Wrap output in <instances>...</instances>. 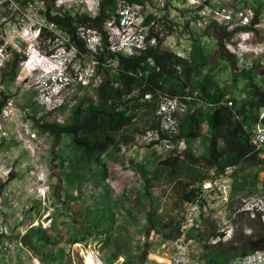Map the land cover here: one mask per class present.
<instances>
[{
	"label": "rangeland",
	"instance_id": "1",
	"mask_svg": "<svg viewBox=\"0 0 264 264\" xmlns=\"http://www.w3.org/2000/svg\"><path fill=\"white\" fill-rule=\"evenodd\" d=\"M57 1H32L30 17L43 21L47 8L55 14ZM117 1L114 0L115 8L109 9L113 12L112 18L115 17ZM203 2L229 10L250 8L255 18L258 15V23L254 29L238 26L228 28L225 24H217L218 27L225 28V33L221 34L229 37L227 41H223L218 33L213 31L205 33L212 23L204 29L196 26L193 29L202 46L211 49V65L216 64V80L219 85L228 90V96L239 100L243 96L241 90L246 79H238V82L234 83L235 71L243 68L247 72L245 78L252 76L257 82L264 79V0ZM61 3L62 10L65 11L69 7L72 15L84 13L93 16L104 0H61ZM18 8L20 9L19 6ZM151 11L155 20H164L175 28L163 42V46L169 49V45L173 47L177 42L181 31L185 29V23L190 22L189 17L198 9L182 11L174 6L164 11ZM195 16L194 19L199 18L198 15ZM19 21L22 23L24 17L17 10L0 15V47L3 48L5 62L13 52L24 58L19 64L15 79L7 88L11 94L7 108L9 121L5 126L0 121L2 130L7 133L6 149L0 148V174L5 180L0 186V192H3L5 198L0 208V220L1 227L8 233L0 238V242L2 247L11 246L7 258L0 259V264H35V259L39 264H43L34 253L29 256L19 247L18 241H15V237L28 232L30 226L46 233V242L37 245L45 246L46 253H57L59 257L54 264H83L80 256L86 258L90 257L89 254H94L97 259H102L113 253L122 256L113 264H118L122 259H125L127 264H140L149 251L150 236L155 235L148 227L146 214L154 210L157 217L172 220L179 227L185 207L192 201L186 200L183 193L192 190V187L208 174L203 168L197 171L188 170L181 158L175 173H171L169 168L159 164L172 154L171 152L161 151L159 154L150 147L132 150L131 146L121 145L119 151L101 156L107 171L106 186L111 203L110 210L105 214L108 216L112 212V221L107 220L100 226L103 235H97L96 229L88 230L87 226H92L95 222L96 208L99 207L96 205L97 198H93L96 195L95 189L86 183L78 185L80 176L69 169L68 161L60 162L61 156H70L69 139L63 135L42 133L40 128L34 125L33 118H45L50 123L62 124L78 100L95 99L94 87L101 75L94 73L91 59L75 56L71 46L62 43L60 39L56 40L61 34L58 29L51 28L48 33H41L40 39L34 45V42L31 44L29 40L33 37L32 34H21L17 30ZM81 35L91 47V37L88 40L86 33ZM236 36H244L249 48V51L243 53L241 62L239 57H235L228 50L231 40ZM3 39L9 43L5 45ZM24 42L27 44H23ZM220 53L224 59L217 58ZM228 55L233 56L234 61L227 60ZM30 64L33 65L32 69H28ZM58 69L63 70L62 82L53 84L47 78L57 75ZM80 85L86 88L82 89ZM31 107H34V110ZM198 108L203 110L202 112L206 111L200 106ZM23 110L30 119L25 120L29 133L18 138L16 133L20 129L18 124ZM153 120L151 115L139 111L129 130H147ZM204 130L206 131V128ZM138 134L140 133L135 135L134 141ZM17 138L21 140L17 141ZM155 167L160 169L155 178L152 174L148 175L149 186L145 190L143 171L152 172ZM10 172H13L11 176ZM253 172L254 170L247 169L245 172L239 171L237 176L241 180L242 176L252 175ZM63 174H67L68 178ZM258 180L260 183L255 189H250V193H247V190L238 192L235 197L245 198L262 192L264 172L259 173ZM92 262L95 263L94 260Z\"/></svg>",
	"mask_w": 264,
	"mask_h": 264
},
{
	"label": "trees",
	"instance_id": "2",
	"mask_svg": "<svg viewBox=\"0 0 264 264\" xmlns=\"http://www.w3.org/2000/svg\"><path fill=\"white\" fill-rule=\"evenodd\" d=\"M125 2L128 5L141 3L139 0ZM114 8V0H104L93 16L84 13L72 15L70 11L52 14L50 8L44 12L46 22L61 33L56 40L60 39L62 43L71 46L75 56L91 59L94 73L101 75L94 87L95 99L78 100L62 124L50 123L45 118H33L34 125L42 133L63 135L69 139L70 156H61L60 162L68 161L69 169L80 176L78 185L86 183L95 189L96 195L93 198H97L96 205L99 207L96 208L95 222L92 226H87L88 230L96 229L97 235H103L100 226L107 220L112 221L113 217L112 212L108 216L105 214L110 210L111 203L106 186L107 171L101 156L119 151L121 145L131 146L135 135L145 131L129 130L139 111L154 118L149 129L159 130L160 119L156 116V110L163 97L177 99L187 110L185 114L178 116V133L170 139L174 144L172 154L159 164L169 168L171 173H175L180 158L190 171L203 168L207 174L212 169L220 173L231 167L235 169L232 196L246 190L250 193V189H255L260 183L258 177L259 173L264 172V160L251 147L245 127L258 122L259 110L264 108V79L257 82L252 76L245 78L247 72L244 69L235 71L234 83L238 79H246V82L241 90L243 96L239 100L229 96L232 106L228 107L225 98L229 92L216 80V64L211 65V49L202 46L199 37L192 34L188 56H176L163 46L165 38L175 28L164 20H155L153 15L147 16L145 24L156 21L148 30V39L154 38L155 44L130 57L117 55L109 49L105 28L107 22L113 20V12L109 9ZM257 17L258 15L244 29H254L258 23ZM184 27L188 28L189 22ZM210 31L218 33L223 41L229 39L223 36L225 28L218 27L217 24L212 23L205 33ZM42 33H48V29H43ZM81 33H86L88 40L95 36L98 43L89 47ZM217 58L224 59L221 53ZM23 59L13 52L2 68V78L14 80ZM227 60L234 61V57L228 55ZM91 81L90 85L93 84V79ZM80 88L84 89L86 86L80 85ZM146 96L149 98L146 99ZM2 106L3 103L0 104V109ZM198 106L206 111L202 112ZM31 109L34 110V107ZM166 137L160 132V139ZM179 142L185 144L181 151L178 150ZM159 169L155 167L152 172L143 171L145 190L149 186L148 175L152 174L155 178ZM247 169L254 170L253 174L244 175L240 180L237 174ZM63 176L68 178L67 174ZM195 193L196 189L192 187L188 193H183V197L193 200ZM146 221L150 231L159 237L174 239L179 235L178 224L172 220H162L155 215L154 210L146 214ZM27 233L31 237L37 236L38 241L46 242L47 236L43 230L31 228ZM44 235L45 240L42 238ZM190 235L202 245L203 258L209 264H219L222 258L223 261L226 258V262L256 250H264L262 225L251 236L242 234L226 244L209 245L208 234L191 231ZM35 251L43 264H54L59 257L57 253H46L45 246L36 245ZM119 257H122L119 253H113L102 258V261L104 264H113ZM122 264H127L125 259Z\"/></svg>",
	"mask_w": 264,
	"mask_h": 264
},
{
	"label": "built area",
	"instance_id": "3",
	"mask_svg": "<svg viewBox=\"0 0 264 264\" xmlns=\"http://www.w3.org/2000/svg\"><path fill=\"white\" fill-rule=\"evenodd\" d=\"M139 1L141 3L128 5L125 0H118L115 17L106 24L109 49L117 55L130 57L155 44L154 38L148 39V30L156 21L145 24L147 16L154 15L151 11L153 9L164 11L174 6L182 11L198 9L196 13L194 11L189 17V27L181 31L173 47L169 45V49L181 58L188 56L191 35L194 34L193 29L195 26L204 29L210 23H214L218 25L225 24L228 28L233 26L245 28L255 19V15L250 8L229 10L217 5L206 4L203 0ZM61 5V0H58L55 5V14L63 12ZM31 7L32 2L22 5L16 0H0V15L11 13V11H19L24 17V21L22 23L17 22V30L21 34H32L33 37L26 39L31 40L30 43L34 42V45H36L42 30L45 28L52 30L51 28L54 27L49 25L44 17L43 21L32 19L29 12L32 9ZM65 11H70L69 7ZM195 15H198L199 18L194 19L196 18ZM97 40L95 37V41ZM4 42L5 45L9 43L3 39ZM23 44L27 43L24 42ZM228 50L235 57H239V62H241L240 59H242L243 53L249 51L244 36L233 38ZM3 53V48L0 47V67L5 64ZM245 65L244 68L247 67V64ZM262 92L264 94V86ZM145 98L148 99L149 96ZM225 99L226 105L231 107L232 100H230V97L226 96ZM186 110V106L177 99L161 98L156 110V116L160 119V129H147L138 134L131 145V149L150 147L157 150L159 154L162 153L161 151L172 152L174 144L170 139L178 133V116L185 114ZM3 114L8 118V109ZM262 120H264V108L259 110L258 122L246 126L245 129L249 134V143L254 152L258 153L259 157L264 160V123H262ZM160 132L167 137L160 139ZM28 133L25 124L22 135H19L18 130L16 134L18 138H21L24 134L28 135ZM184 148V142H179L178 150L181 151ZM234 176L235 169L227 167L220 173L212 169L208 172L207 177L199 180L194 185L196 189L195 198L185 207L179 226V235L174 239H164L152 234L149 238V254L148 252L145 254V258L140 264H209L203 258L202 245L195 237L190 235L191 231L208 234L207 243L217 245L231 242L237 231H241L246 236H251L260 225L264 226V190L259 194L245 198L233 197ZM37 179L39 180V178ZM4 235H8V233L1 227L0 220V237L2 238ZM1 244L0 242V259L5 260L10 253L11 246L2 247ZM28 254L31 256V253ZM89 256L92 260H96V264H99L98 261H102V259H97L94 254H89ZM80 257L83 263L84 256ZM122 263L123 259L118 264ZM35 264H39L37 259H35ZM223 264H264V250H256L231 258Z\"/></svg>",
	"mask_w": 264,
	"mask_h": 264
},
{
	"label": "flooded vegetation",
	"instance_id": "4",
	"mask_svg": "<svg viewBox=\"0 0 264 264\" xmlns=\"http://www.w3.org/2000/svg\"><path fill=\"white\" fill-rule=\"evenodd\" d=\"M17 2H19V3H21L22 5H24V4H27V3H30V2H32V1H34V0H16ZM40 1V0H39ZM35 3V2H34ZM2 72H3V70H2V68L0 69V104L1 103H3V106L1 107V109H0V121L4 124V126L7 124L6 122H8L9 121V119H7V117H5L4 116V114H3V112L8 108V106H9V100H10V98H11V94L7 91V88H8V85L10 84V83H12L13 82V80L12 81H9V80H5L4 78H2ZM22 113L20 114L21 116V119H20V121H19V135H22V132H23V130H24V126H25V120L26 121H28V120H30L24 113H25V110H23V111H21ZM6 115H7V113H6ZM23 115V116H22ZM2 127H3V125L2 126H0V133L2 134L1 136H0V148H2V149H6V142H5V139H6V137H7V133L5 132V131H3L2 130ZM21 137V136H20ZM18 139V138H17ZM21 139H18L17 141H20ZM0 171H1V163H0ZM13 174V172H10V176ZM3 182H5V180H3V178H2V176H1V174H0V186H1V184L3 183ZM1 189V188H0ZM3 194V192L1 193L0 192V197H1V202H0V208H1V206H2V204H3V201H4V195H2ZM32 227H34V226H30L29 228L31 229ZM24 234H27V235H29L27 232H25V233H23V234H21V235H18V236H16L15 237V241L17 240L18 241V244H19V247L23 250V251H25V252H28V253H31V255H32V253H34L32 250H30V248L28 247V246H26L25 244H21L20 243V241H19V238L22 236V235H24ZM30 236V235H29ZM45 235L44 236H42V238H43V240H45ZM1 238V237H0ZM30 240H31V242H32V244H33V246H34V248H35V246L37 245V243H40L41 241H37L38 240V237L37 236H33V237H31L30 236ZM35 244V245H34ZM38 246V245H37ZM35 255H36V252L34 253ZM37 256V255H36Z\"/></svg>",
	"mask_w": 264,
	"mask_h": 264
},
{
	"label": "clouds",
	"instance_id": "5",
	"mask_svg": "<svg viewBox=\"0 0 264 264\" xmlns=\"http://www.w3.org/2000/svg\"><path fill=\"white\" fill-rule=\"evenodd\" d=\"M92 41H93V45L97 44L98 43V40L95 41V36H92L91 37ZM58 74L57 75H50L47 79L49 82L51 83H56V82H62V78H63V70L62 69H58L57 70ZM56 74V73H55Z\"/></svg>",
	"mask_w": 264,
	"mask_h": 264
},
{
	"label": "water",
	"instance_id": "6",
	"mask_svg": "<svg viewBox=\"0 0 264 264\" xmlns=\"http://www.w3.org/2000/svg\"><path fill=\"white\" fill-rule=\"evenodd\" d=\"M19 241L21 244H25L26 246H28L30 248V250H32L34 253L36 252L35 251V248L30 240V236L27 235V234H24L22 235L20 238H19ZM94 262L96 263V260H94ZM99 264H103L102 261H98Z\"/></svg>",
	"mask_w": 264,
	"mask_h": 264
},
{
	"label": "bare ground",
	"instance_id": "7",
	"mask_svg": "<svg viewBox=\"0 0 264 264\" xmlns=\"http://www.w3.org/2000/svg\"><path fill=\"white\" fill-rule=\"evenodd\" d=\"M32 64L29 65L28 69H32ZM85 261V262H84ZM84 261H83V264H96V263H93L91 258L90 257H86L84 256Z\"/></svg>",
	"mask_w": 264,
	"mask_h": 264
},
{
	"label": "crops",
	"instance_id": "8",
	"mask_svg": "<svg viewBox=\"0 0 264 264\" xmlns=\"http://www.w3.org/2000/svg\"><path fill=\"white\" fill-rule=\"evenodd\" d=\"M259 233H261V231H258ZM257 232V233H258ZM243 233L240 232V231H237L236 235H235V238H238L240 235H242ZM244 235V234H243ZM148 254H149V251H148ZM226 259V258H225ZM225 259L223 261V258L221 259V262L219 264H223L225 262Z\"/></svg>",
	"mask_w": 264,
	"mask_h": 264
}]
</instances>
